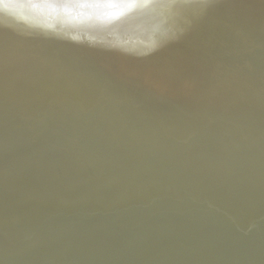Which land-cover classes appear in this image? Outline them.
Here are the masks:
<instances>
[{"label": "bare ground", "instance_id": "1", "mask_svg": "<svg viewBox=\"0 0 264 264\" xmlns=\"http://www.w3.org/2000/svg\"><path fill=\"white\" fill-rule=\"evenodd\" d=\"M9 2L20 5L11 13L0 7V25L5 33L12 31L10 42L23 51L25 39L49 26L48 44L57 49L49 46L53 51L42 50L35 56L74 74H63L55 103L25 84L15 71L9 76L11 84L1 87L7 93L0 94V104L10 103L0 105V264H165L172 252L169 240L192 237L207 247L221 237L251 235L264 227L248 219L264 218V17L259 8L251 28V70L239 99L202 116L201 125L214 123L218 129L207 127L211 133L201 138L204 145L198 147L200 143L192 140L150 144L123 132L124 125L100 131L120 111L136 123L158 124L154 117L162 101L178 104L182 113L189 110L190 102L182 98H147L137 82L123 74L171 36L169 25L155 18L138 19L141 14L135 10L125 19L112 10L78 6L85 0ZM97 75L117 83L111 89L121 88L115 98L110 88L94 85L91 78ZM73 106L79 107V120L92 114L89 120L82 124L66 120L72 117ZM103 108L114 113L107 116L110 111L103 114ZM19 109H29L30 114L10 115ZM211 116L217 122L209 120ZM14 119L25 131L9 130ZM246 119L263 134L244 138L240 124ZM46 120L51 127L44 130ZM228 124L240 133H225L231 128L224 127ZM168 132L161 135L183 134ZM219 134L227 139L224 148L219 142L210 144ZM162 177L167 179L156 187L146 185ZM183 177L192 184L204 181L208 192L203 198L187 195L189 185L173 184ZM154 195L156 201L150 199ZM203 217H212L216 226H196ZM164 218L174 231L164 230ZM6 223L21 224L34 237L32 246L5 248ZM262 259L264 250L259 252Z\"/></svg>", "mask_w": 264, "mask_h": 264}, {"label": "snow or ice", "instance_id": "2", "mask_svg": "<svg viewBox=\"0 0 264 264\" xmlns=\"http://www.w3.org/2000/svg\"><path fill=\"white\" fill-rule=\"evenodd\" d=\"M19 6L0 0V7L8 13ZM78 6L112 10L114 16L125 19L135 10L141 14L138 19L155 18L170 26L171 36L163 38L153 54H145L139 66L124 69L123 74L136 81L149 99L189 101V110L182 114L161 106L154 118L160 128L190 131L192 137L199 135L202 116L239 99L251 70V28L257 8L264 17V0H85ZM13 71L46 100L51 96L53 103L62 89L63 74H74L32 53L0 47L5 86ZM3 237L5 248H27L34 243L21 224L6 223Z\"/></svg>", "mask_w": 264, "mask_h": 264}, {"label": "water", "instance_id": "3", "mask_svg": "<svg viewBox=\"0 0 264 264\" xmlns=\"http://www.w3.org/2000/svg\"><path fill=\"white\" fill-rule=\"evenodd\" d=\"M47 28L49 29V26L46 27L45 32L38 34V35H35V37H34V35H32V36L28 37L27 39H25L23 42L22 50L29 52V53H32L34 56L38 55V52H41L42 50L43 51H46V50H52L53 51V49H50L49 46H54V45L48 44V40H49L48 37H50V33H47ZM11 33H12L11 30L7 31V33H5L4 29L0 25V47L6 46L7 48H9L12 51H16V49L19 51L20 45L16 46L12 42H10L13 39V38L12 39L10 38ZM33 37L36 40V43H33V41H34ZM263 42H264V40H263ZM54 48H56V47L54 46ZM57 52L60 54V50H58ZM58 53H56L57 57H59ZM73 68L77 69L78 67L73 66ZM1 75H2V73H0V78H1ZM94 75L95 74H92V76H94ZM92 76H86V77H89V80H90V78ZM66 79H67V77H66ZM91 80H92V82H94V85L98 88L105 85L107 88L111 89L112 86L114 87L117 84L115 82H109L110 80L108 78H105L104 75H97V78L94 77V78H91ZM1 82H4V80L0 81V84H1ZM9 83H10V78L8 79L7 85ZM3 86L5 87V82L2 85H0V94H3V92L7 93L5 90H3V88L1 89V87H3ZM116 91H121V88L118 86L115 89H111L110 94H114ZM112 96H113V98H115V94ZM6 103H10V102L6 100V101L2 102L1 104H6ZM99 103H100V101H99ZM162 106L167 107L168 109L175 111L177 113H180V114H182V112H183L181 106H179L176 103L168 104V103L162 101ZM73 107H74V110L72 109L73 110L72 117L70 115L67 117L66 120H68V121L72 120L73 122H78L81 124L83 122H87L89 120L90 115H92V114H90L89 116H87V115L84 116L83 121H81V120H79V115H78L80 110L77 111V109L79 107H76V106H73ZM109 107L110 106H108V108ZM100 108H102V107L100 106ZM108 111H110V113L107 116H109V115L112 116V114L114 112H112L111 108L110 109H104L103 108V110H101V113L107 114ZM22 112H24V114H30L29 109L28 110L19 109L16 112L12 111L10 113V115H15V116L16 115H22ZM120 112H119V114L114 113L112 120L107 121L108 126L105 129H102L100 131L106 132L110 129L120 128L124 125L125 128L123 129V132H125L128 135L134 136L137 139H141L143 141H146L150 144H157L160 142L165 143V144H182V142H180V141L188 142V141L192 140L193 142L198 141L200 143L198 145V147H200L203 144L201 138H204L205 134L211 133V132H209V128H207V127H211L213 132L218 129V128L217 129L215 128L216 125L214 123H210L209 125H200L199 135H197L195 137H192V133L189 131V132H183V134L181 133L182 135H179V136L165 137L164 138L161 134H164L166 129L160 128L158 124L136 123L135 121H133L134 118L128 117V113L121 114ZM142 114H144L145 116H148L143 111H142ZM152 115H154V114H152ZM214 117L215 116H211L208 119L214 121ZM248 119L245 120L246 122L241 121L242 123L240 124L243 127V129L245 130L243 137L245 138L247 136H257V137L261 136L263 133L256 127V124H254L253 121H250V122L247 121ZM15 120L16 119L11 121V123L9 124V128H10L9 130H15V132H13V134H19L18 130L25 131L24 129H20V126L15 125V123H14ZM224 120H226V119H224ZM219 121L220 120H218V122ZM73 122H71L70 125ZM214 122H217V121H214ZM45 123L46 124L42 125L41 128L46 130L47 126L49 128L51 127V121L46 120ZM86 124H88V123H86ZM240 125H238V126H240ZM70 127L72 129L75 126H70ZM224 127H231V128L226 129L225 133L229 132L232 134V136H235L236 134L240 133L237 131V129H234V127L230 124H228ZM24 128H26L27 130H30L27 127H24ZM95 129H98V127H96ZM168 131H169L167 133L168 135H173L170 133L173 130L168 129ZM0 132H1V130H0ZM190 137H192V138H190ZM177 140H180V141H177ZM226 140L227 139H225L222 134H219V136H217V138L215 136V141H211L210 144H212L214 142H219V144L224 148L227 145ZM9 143H10V140H9ZM214 148L217 150H220L219 147H214ZM209 149H213V147H209ZM214 168H215V166H214ZM242 171H244L245 173H248V174L255 173V172H252L250 170H245V169H243ZM256 173H258V172H256ZM166 179H167V177H162L161 179L160 178L156 179V181H151L150 183H148L146 185L151 186V187H156L158 184H160V182H162ZM189 182L190 181H188L187 177H183V178L177 179V181H175L173 184H179L178 187H181L184 185H189L191 190L187 193V195H190V196L201 195V198H203V196L206 194V192H208V190H207L208 187L206 186L204 181H200L199 183L196 182L193 184L189 183ZM166 189H168V188H166ZM153 198L154 199H152V198H150V199L152 201H156L157 196L154 195ZM197 198L198 197H195L192 199L196 200ZM211 208L213 210L215 208V206H211ZM159 218H160L159 222H160V224H162L163 221H162L161 217H159ZM218 218L221 222V218L220 217H218ZM248 219H249L251 224L259 223L261 226H264V218H256V217H253L251 215L248 217ZM205 222L207 223L206 225L204 224ZM164 224H165L164 230H166V232L167 231H174L172 226L170 227V223L165 218H164ZM195 224H196V226H199V227L216 226L212 217H203L200 220H198ZM237 229L240 230V227L237 226ZM242 230H243V227H241V231ZM134 239H135V237H134ZM195 242L196 241L192 237L191 238L190 237L189 238L188 237H183V238L181 237V238H178L176 241L169 240L170 246L172 248V252L169 254L170 257H167L163 261L165 262V264H253V263L264 261V259L259 260V252L261 250H264V227L257 230V231H254L251 235L250 234L244 235V234L240 233L237 236H235V235L231 236L230 235V236H226V237H221V238L217 239L216 241H214L213 243H209L207 247L202 242H198V243H195ZM138 243L139 244H137V247H139V249H140L142 242H138ZM148 252H149V254H151V250L149 248H148ZM153 256L154 255H151V257H153ZM160 256L161 255H155L154 257H160ZM177 257H180V259H178ZM1 259H3V258H1Z\"/></svg>", "mask_w": 264, "mask_h": 264}]
</instances>
